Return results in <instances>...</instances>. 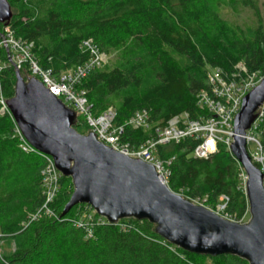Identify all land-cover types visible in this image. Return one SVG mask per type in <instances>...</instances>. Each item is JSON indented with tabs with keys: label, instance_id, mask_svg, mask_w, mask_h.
Masks as SVG:
<instances>
[{
	"label": "trees",
	"instance_id": "trees-1",
	"mask_svg": "<svg viewBox=\"0 0 264 264\" xmlns=\"http://www.w3.org/2000/svg\"><path fill=\"white\" fill-rule=\"evenodd\" d=\"M7 1L15 37L33 43L38 63L55 74L73 71L89 59L82 48L85 41L92 40L104 54L129 46L113 70L97 69L79 86L95 116L110 107L116 111V125L141 110L162 126L184 114L192 121L206 117L208 111L198 106L197 97L208 90L209 68L230 75L243 63L250 73L264 76V24L240 29L221 15L225 5L246 7L251 0ZM3 28L0 24V40ZM0 62L3 91L10 99L16 75L5 49L0 50ZM75 128L88 133L86 126ZM148 138L147 132L131 130L125 137L136 145ZM260 140L264 145V125ZM196 145L186 139L159 148L162 159L172 160L169 188L191 201L206 200L212 208L226 196L225 213L241 220L248 210L243 168L223 147L208 159L194 158ZM44 165L42 156L21 149L14 121L0 113V243L15 246L10 254L7 249L0 253V264H249L230 255L183 251L156 234L148 221H102L88 237L75 225L85 219L84 205L62 217L73 193L71 179L63 176L51 205L56 218L30 222L44 204Z\"/></svg>",
	"mask_w": 264,
	"mask_h": 264
},
{
	"label": "water",
	"instance_id": "water-1",
	"mask_svg": "<svg viewBox=\"0 0 264 264\" xmlns=\"http://www.w3.org/2000/svg\"><path fill=\"white\" fill-rule=\"evenodd\" d=\"M13 17L7 0H0V24ZM14 96L6 100L27 142L53 158L57 170L73 184L62 217L78 205H89L110 224L148 221L154 232L188 253L230 255L249 264H264V174L247 150L246 134L264 103V78L243 99L234 120L230 150L247 177L245 193L250 219L226 220L196 205L164 185L153 165L130 158L97 141L96 134L76 130L77 114L35 78L15 70Z\"/></svg>",
	"mask_w": 264,
	"mask_h": 264
},
{
	"label": "built area",
	"instance_id": "built-area-1",
	"mask_svg": "<svg viewBox=\"0 0 264 264\" xmlns=\"http://www.w3.org/2000/svg\"><path fill=\"white\" fill-rule=\"evenodd\" d=\"M82 48L90 55L86 62L73 71L55 74L51 69H45L38 63L33 53L34 44L17 39L9 25L4 26L0 40V50H6L9 62L14 69L20 71L21 74L24 71L26 76L24 74L22 76L25 79H38L66 107L73 110L77 114L76 126H86L88 128L87 134L94 132L97 141L112 147L115 151L153 165L160 181L168 187L172 160L162 159L159 156V148L172 143L180 144L186 139H193L197 142L192 153L194 158L208 159L218 153L221 147L231 152L230 144L234 142V120L241 109L242 101L264 78L260 73H250L243 63H239L230 75L220 69L209 68L207 74L208 90L199 93L197 97L198 106L208 111L206 117L192 121L187 114H184L172 118L166 125L162 126L151 120L149 111L141 110L135 112L125 123L116 125V111L110 107L95 116L93 107L86 97V92L79 87L93 71L105 66L106 55L92 40L85 41ZM3 68L4 66L0 62V113L2 115L8 114L14 121L6 104V100L9 98H6L3 91ZM260 109V114L250 130L247 131L246 141L247 150L253 163H257L258 168L264 174V145L260 140L261 127L264 125V103L257 113ZM14 126L21 149L27 154L37 153L45 161L41 170L44 204L32 216L30 222L38 221L43 216L56 218L51 205L55 202L61 189L62 175L57 170L53 158L33 148L24 138L15 121ZM128 130L147 132L150 134V138L139 145L132 144L125 139ZM243 178L245 189L247 180L245 173ZM192 202L200 206L206 205V200ZM228 202V197H220V204L212 211L226 220L242 221L235 220L225 213ZM84 206L85 219L76 221L75 225L86 230L88 237H92L93 227L96 224H103L102 221L109 222L100 217L91 206ZM122 227L125 229L127 225Z\"/></svg>",
	"mask_w": 264,
	"mask_h": 264
},
{
	"label": "rangeland",
	"instance_id": "rangeland-1",
	"mask_svg": "<svg viewBox=\"0 0 264 264\" xmlns=\"http://www.w3.org/2000/svg\"><path fill=\"white\" fill-rule=\"evenodd\" d=\"M252 3H250L249 6L243 7L242 5H239L237 8H234L233 5L224 6L221 9V15L222 17L227 20L230 24L233 26H237L240 29H246L249 27H256L259 23L264 24V0H251ZM129 51V46L124 48H119L117 50H113L109 52L106 55V64L104 67L100 68L99 71L102 72H109L113 70L116 66V64L120 61H122L127 53ZM5 95V94H4ZM81 120V118H80ZM242 183L244 182L243 175L241 176ZM205 208L209 210H215L213 207L207 206V204L204 206ZM222 217V216H221ZM250 219L249 210H247V213L244 214V217L241 218L242 221H233L237 223H247ZM15 246L13 243H0V253L2 256L6 254V249L8 250V254L12 253ZM5 251V252H4Z\"/></svg>",
	"mask_w": 264,
	"mask_h": 264
}]
</instances>
